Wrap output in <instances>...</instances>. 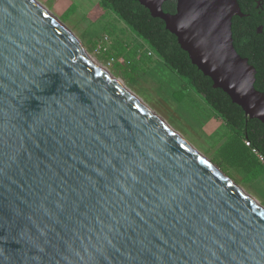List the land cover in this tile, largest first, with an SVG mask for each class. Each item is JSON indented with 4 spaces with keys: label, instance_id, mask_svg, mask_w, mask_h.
I'll return each mask as SVG.
<instances>
[{
    "label": "water",
    "instance_id": "obj_1",
    "mask_svg": "<svg viewBox=\"0 0 264 264\" xmlns=\"http://www.w3.org/2000/svg\"><path fill=\"white\" fill-rule=\"evenodd\" d=\"M130 1L264 124L238 0ZM75 39L36 0H0V264H264V208Z\"/></svg>",
    "mask_w": 264,
    "mask_h": 264
},
{
    "label": "rangeland",
    "instance_id": "obj_2",
    "mask_svg": "<svg viewBox=\"0 0 264 264\" xmlns=\"http://www.w3.org/2000/svg\"><path fill=\"white\" fill-rule=\"evenodd\" d=\"M36 1L77 39L83 56L222 170L214 161L230 129L148 46L140 47L141 40L116 15L102 9L99 0ZM118 44L140 47L139 58L146 59L148 55L149 59L139 61L134 70L126 53L116 54L114 47ZM225 174L264 208V174L251 182L232 168Z\"/></svg>",
    "mask_w": 264,
    "mask_h": 264
},
{
    "label": "trees",
    "instance_id": "obj_3",
    "mask_svg": "<svg viewBox=\"0 0 264 264\" xmlns=\"http://www.w3.org/2000/svg\"><path fill=\"white\" fill-rule=\"evenodd\" d=\"M100 6L112 12L141 40L140 47L146 45L184 84L199 95L213 110L216 118L222 120L230 129V135L218 150L216 163L224 173L228 168L245 175L246 181H256L264 174V167L253 150L264 156V124L250 120L243 110L233 104L231 98L221 89H215L213 82L192 64L188 53L182 50L177 38L167 29L161 19L152 18L149 10L140 3L130 0H99ZM242 13L246 17L233 19L232 31L234 46L238 54L249 60L256 71L255 88L264 94V0H238ZM166 13H174L176 3H164ZM262 27V33L259 28ZM140 47L132 49L129 45L114 47L117 55H124L136 70L139 61ZM245 141L251 143L247 147Z\"/></svg>",
    "mask_w": 264,
    "mask_h": 264
},
{
    "label": "built area",
    "instance_id": "obj_4",
    "mask_svg": "<svg viewBox=\"0 0 264 264\" xmlns=\"http://www.w3.org/2000/svg\"><path fill=\"white\" fill-rule=\"evenodd\" d=\"M247 147H251V143L249 141H245ZM253 152L258 156L260 163L264 167V156H262L258 151L253 150Z\"/></svg>",
    "mask_w": 264,
    "mask_h": 264
},
{
    "label": "bare ground",
    "instance_id": "obj_5",
    "mask_svg": "<svg viewBox=\"0 0 264 264\" xmlns=\"http://www.w3.org/2000/svg\"><path fill=\"white\" fill-rule=\"evenodd\" d=\"M78 42V41H77ZM79 44V43H78ZM79 48V47H78ZM79 52H80V55H82L83 56V54H82V52H81V50H80V48H79ZM84 57H86V56H84ZM99 67V66H98ZM100 68V67H99ZM101 69V68H100ZM102 70V69H101ZM103 72H104V70H102ZM105 73V72H104ZM106 74V73H105ZM108 77L110 78V76L108 75ZM111 79V78H110ZM112 80V79H111ZM113 81V80H112ZM116 83V82H115ZM117 85H119L118 83H116ZM120 86V85H119ZM121 87V86H120ZM122 89H124L125 91H126V89L125 88H123V87H121ZM127 92V91H126ZM128 93V92H127ZM129 94V93H128ZM131 95V94H130ZM132 96V95H131ZM133 97V96H132ZM134 98V97H133ZM137 100V99H136ZM138 101V100H137ZM139 102V101H138ZM140 104H142V105H144L143 103H141V102H139ZM147 107V106H146Z\"/></svg>",
    "mask_w": 264,
    "mask_h": 264
},
{
    "label": "flooded vegetation",
    "instance_id": "obj_6",
    "mask_svg": "<svg viewBox=\"0 0 264 264\" xmlns=\"http://www.w3.org/2000/svg\"><path fill=\"white\" fill-rule=\"evenodd\" d=\"M170 1H173V3H174V2L176 3V0H170ZM168 2H169V1H168ZM263 4H264V3L260 4V8H263ZM176 5H177V3H176ZM175 12H176V10H175ZM175 12H174V13H175ZM174 13H171V14H174Z\"/></svg>",
    "mask_w": 264,
    "mask_h": 264
}]
</instances>
